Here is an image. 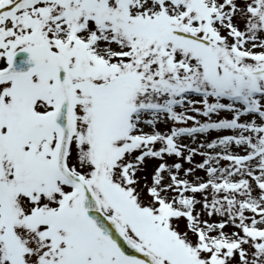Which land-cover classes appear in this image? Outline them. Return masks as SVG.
Masks as SVG:
<instances>
[{
	"label": "snow or ice",
	"instance_id": "6c2138e0",
	"mask_svg": "<svg viewBox=\"0 0 264 264\" xmlns=\"http://www.w3.org/2000/svg\"><path fill=\"white\" fill-rule=\"evenodd\" d=\"M0 264H264V0H0Z\"/></svg>",
	"mask_w": 264,
	"mask_h": 264
}]
</instances>
